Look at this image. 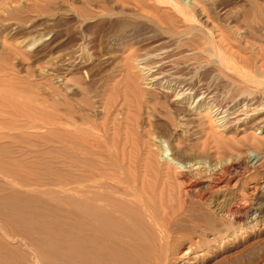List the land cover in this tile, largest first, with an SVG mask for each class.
Returning <instances> with one entry per match:
<instances>
[{
  "label": "rangeland",
  "instance_id": "rangeland-1",
  "mask_svg": "<svg viewBox=\"0 0 264 264\" xmlns=\"http://www.w3.org/2000/svg\"><path fill=\"white\" fill-rule=\"evenodd\" d=\"M69 3L0 0V254L58 264L1 209H44L36 223L57 227L49 209H69L73 191L97 182L146 202L164 232L167 213L183 216L168 264L188 250L204 254L196 264H264V60L246 84L193 59L200 48L180 47L185 36L153 23L133 32L145 13L131 5L71 16L82 5ZM248 8L228 0L215 11L232 26Z\"/></svg>",
  "mask_w": 264,
  "mask_h": 264
},
{
  "label": "bare ground",
  "instance_id": "bare-ground-1",
  "mask_svg": "<svg viewBox=\"0 0 264 264\" xmlns=\"http://www.w3.org/2000/svg\"><path fill=\"white\" fill-rule=\"evenodd\" d=\"M157 1L160 4L154 3V5L146 6L137 1L133 3L132 0H63L64 3L70 2L69 5L72 6L76 2L82 5L81 8L74 9L70 13L71 16L110 13L117 7H120L121 11L130 12L131 9L125 8V5H131L133 14L130 15H135V13L138 15L139 11L151 15L149 17L143 14L142 19L146 20L140 18L134 20L132 24L135 31L133 32L136 33L139 28L156 25L155 29H158V32H166L171 38L178 34L185 36V41L180 47L190 45L195 49L200 48V52L193 56V59H204L208 66L216 61L226 70L234 71L239 76V81L246 84H258L257 77L261 74L260 69L263 66H256L254 59L260 56L257 59L264 60V13H258L259 8L264 6L262 2L247 0L249 8L242 13L240 19L235 20V24L230 26L219 20L215 11L219 4L228 0ZM160 12L166 13V16L164 14L165 17H163ZM127 14L120 16L125 15L126 17ZM199 14L202 17L205 16L206 20L202 21V18L198 17ZM130 15L127 17H134ZM125 22H122V25H126ZM216 37L218 40H215ZM242 53H248V55L243 56ZM254 67L256 69L253 70ZM160 107L166 108L167 105H160ZM150 109L153 113L156 108L151 106ZM220 184L222 183L217 182L218 191H222L226 183L222 186ZM260 194L264 198V188ZM70 200L69 209L64 207L49 209L61 220L57 227L51 228L45 225L42 227L36 223L39 220L46 223L45 216L48 212L44 209L26 213L17 208L13 212L5 208L1 209V214L10 222L23 224L26 228L25 233L33 239L35 245L43 249L48 258L57 257L58 264L170 263V261L166 262V257H168L166 244H169V237L172 239L173 235L176 236L175 234L182 230L180 222L183 221V216L176 217L181 216L180 213L179 215L176 212L172 213L173 210L167 213L165 218L167 221L164 222L166 231L164 232V229L161 230L157 226L150 211L151 208L146 202L124 198L120 193L97 182H90L86 189L79 188L73 191ZM257 207L254 210L258 211ZM200 243L199 241L194 245L201 246ZM207 245L204 248L205 252L209 248ZM184 254H189L186 258L187 262L185 261L187 264H196L204 255L203 253L192 255L189 250ZM7 255L0 254V264H21L19 260Z\"/></svg>",
  "mask_w": 264,
  "mask_h": 264
}]
</instances>
